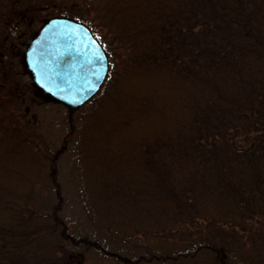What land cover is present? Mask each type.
Returning <instances> with one entry per match:
<instances>
[{
	"label": "trees",
	"instance_id": "obj_1",
	"mask_svg": "<svg viewBox=\"0 0 264 264\" xmlns=\"http://www.w3.org/2000/svg\"><path fill=\"white\" fill-rule=\"evenodd\" d=\"M69 4L110 66L73 129L80 201L123 249L35 203L43 146L0 105V264H241L237 231L264 235V0Z\"/></svg>",
	"mask_w": 264,
	"mask_h": 264
},
{
	"label": "rangeland",
	"instance_id": "obj_2",
	"mask_svg": "<svg viewBox=\"0 0 264 264\" xmlns=\"http://www.w3.org/2000/svg\"><path fill=\"white\" fill-rule=\"evenodd\" d=\"M72 10L76 14L78 10L82 12V7H70L69 0H0V105L6 113L16 116L43 146L44 159L37 183L40 190L34 194L35 203L51 211L59 202V212L71 234L99 237L112 249L122 250L123 246L109 236H99L103 231L89 219L80 201L72 140L73 129L85 115V109H70L39 90L24 61L28 43L44 22L54 16L66 17ZM115 59L120 61L119 57ZM256 234L254 225L252 230L245 227L237 231L234 242L240 241V245L236 242L232 247L240 254L241 264H264V235ZM223 238L232 240L230 235ZM85 262L112 263L100 260L98 255L87 257Z\"/></svg>",
	"mask_w": 264,
	"mask_h": 264
},
{
	"label": "water",
	"instance_id": "obj_3",
	"mask_svg": "<svg viewBox=\"0 0 264 264\" xmlns=\"http://www.w3.org/2000/svg\"><path fill=\"white\" fill-rule=\"evenodd\" d=\"M101 53L106 68L88 63ZM24 61L37 88L71 108L81 107L99 92L106 78L96 81L94 91L85 89L92 87L94 72L108 74L109 69L108 57L91 30L62 16L41 26L25 49Z\"/></svg>",
	"mask_w": 264,
	"mask_h": 264
},
{
	"label": "snow or ice",
	"instance_id": "obj_4",
	"mask_svg": "<svg viewBox=\"0 0 264 264\" xmlns=\"http://www.w3.org/2000/svg\"><path fill=\"white\" fill-rule=\"evenodd\" d=\"M88 63H96L98 64L101 68H106L105 65V60L103 58V54H99L97 56L94 57L93 60H89ZM94 77H95V81L92 82V87L90 88H86L85 91L86 92H92L95 90L96 87H98L99 85L96 83V81H102L104 78H106V71L101 73L100 71L94 72L93 73Z\"/></svg>",
	"mask_w": 264,
	"mask_h": 264
}]
</instances>
